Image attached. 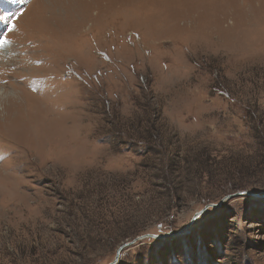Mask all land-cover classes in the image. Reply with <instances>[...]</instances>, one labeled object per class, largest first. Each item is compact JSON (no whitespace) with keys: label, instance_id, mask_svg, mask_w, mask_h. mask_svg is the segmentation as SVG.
Here are the masks:
<instances>
[{"label":"rangeland","instance_id":"1","mask_svg":"<svg viewBox=\"0 0 264 264\" xmlns=\"http://www.w3.org/2000/svg\"><path fill=\"white\" fill-rule=\"evenodd\" d=\"M22 1L0 264H264V0Z\"/></svg>","mask_w":264,"mask_h":264},{"label":"snow or ice","instance_id":"2","mask_svg":"<svg viewBox=\"0 0 264 264\" xmlns=\"http://www.w3.org/2000/svg\"><path fill=\"white\" fill-rule=\"evenodd\" d=\"M4 0H0V3H3ZM4 12L7 14H0V24L4 25L3 29H0V45L8 44L9 40L6 35H4V31L12 32L15 30V20L19 19V16L16 13L9 12L7 8L4 9ZM3 156H0V159H3Z\"/></svg>","mask_w":264,"mask_h":264},{"label":"water","instance_id":"3","mask_svg":"<svg viewBox=\"0 0 264 264\" xmlns=\"http://www.w3.org/2000/svg\"><path fill=\"white\" fill-rule=\"evenodd\" d=\"M198 215H199V213H197V214L194 216V218H196ZM131 244H132V243H128V244H125V245L119 247L118 250H117V252H116V255H115L114 261H113L111 264H115L116 261L118 260L119 252H121V250H122L124 247H126V246H128V245H131Z\"/></svg>","mask_w":264,"mask_h":264},{"label":"bare ground","instance_id":"4","mask_svg":"<svg viewBox=\"0 0 264 264\" xmlns=\"http://www.w3.org/2000/svg\"><path fill=\"white\" fill-rule=\"evenodd\" d=\"M22 140H24V139H22Z\"/></svg>","mask_w":264,"mask_h":264}]
</instances>
